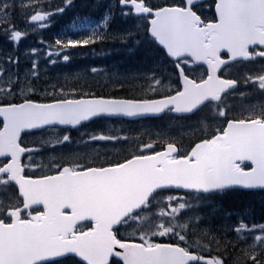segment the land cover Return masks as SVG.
Wrapping results in <instances>:
<instances>
[{"label":"snow or ice","instance_id":"obj_1","mask_svg":"<svg viewBox=\"0 0 264 264\" xmlns=\"http://www.w3.org/2000/svg\"><path fill=\"white\" fill-rule=\"evenodd\" d=\"M79 6L0 0V35L15 46L0 57V264H264L254 203L218 225L198 211L239 194L260 196L264 213V0H85L101 21L38 40L21 71L29 28ZM108 43L144 49L149 66L113 74L111 92L87 74L50 81L48 65ZM144 118L181 131L89 130Z\"/></svg>","mask_w":264,"mask_h":264},{"label":"trees","instance_id":"obj_2","mask_svg":"<svg viewBox=\"0 0 264 264\" xmlns=\"http://www.w3.org/2000/svg\"><path fill=\"white\" fill-rule=\"evenodd\" d=\"M87 10H88L87 7H82L81 11H78V10H75V12H74V10L71 11L70 14L68 15V17L61 15V17L58 18L57 21L55 20L53 25L47 29L48 33L45 34V37L51 38V35H53L54 38L56 39L58 34L63 33V32H67L69 34V36H71L73 38L78 37L79 34L82 35L83 34L82 32H80L78 30H73V28L75 29L76 24H81L84 21H87L88 19H90V17H93V15H91V14H86L88 12ZM72 12L74 14H72ZM77 12L81 16H77L76 15ZM69 16H70V18H69ZM77 17H78V19H77ZM65 18H67V19H65ZM99 18L100 17H97L96 20ZM73 21H74V23H73ZM125 26H127L126 22H122V23L117 22L115 24L116 28H123ZM66 30H68V31H66ZM82 31H84V30H82ZM72 32H73V34H72ZM50 38H49V40L52 39V38L51 39ZM123 48L124 47L119 43H114V44L108 43V44H104L102 46H100V45L95 46V51H91L90 49H87V50L86 49H73L72 52L76 53V55L73 56V58L70 60V62L66 63L65 69L63 70L61 68V66H56V68H55V71L57 72V74L59 76L57 78V83L63 84V83H69L70 82L72 84L85 85L86 84L85 80H81L79 82L75 81V75L76 74H74L73 72L76 69L79 70V68L81 66L83 68L88 67V66H92V67H97L98 69H103V71L100 72L99 76H97L94 79L88 77V81L95 82V84L97 85V88H96L97 91L111 92L112 91L111 80H112L113 74H119V75L138 74V73L144 71L146 69V67L149 66V63H150L149 60L145 56L144 49H140L138 52H135V51H132V52L128 51L127 52V50H125V48L124 49ZM84 50H85V52H87V56L83 57V56L78 55L79 53L83 54ZM109 53H110V55H108ZM101 55L103 58L101 57ZM130 65H131V67H130ZM66 75L68 77H70V81L64 80V77ZM226 198L227 197H224L214 204H211V203L207 204L208 209H209V212H207V213H211V218L220 214L225 208H232L233 206H236L237 208H243L246 204L245 202H240V201H238L239 204H235L232 201L226 202V200H227ZM210 206L216 207V210H218L216 212L217 213L216 215L212 214ZM67 264H72V261H68Z\"/></svg>","mask_w":264,"mask_h":264},{"label":"rangeland","instance_id":"obj_3","mask_svg":"<svg viewBox=\"0 0 264 264\" xmlns=\"http://www.w3.org/2000/svg\"><path fill=\"white\" fill-rule=\"evenodd\" d=\"M77 2H85V0H76V3ZM104 3H109L110 0H103ZM72 10H75V9H72ZM70 10V11H72ZM101 10V11H100ZM105 9L101 8V9H96L94 11H96L97 13H101V18H102V14L104 12ZM70 11H67L65 14H63L64 16H67L69 15V12ZM100 11V12H99ZM60 16H58L59 18ZM58 18H56V21L58 20ZM100 18V19H101ZM18 23L20 25L21 28L25 27V23L23 21V17L21 16L19 19H18ZM126 27V26H125ZM29 32L31 33L30 35L27 36V38L25 39H22L19 46H18V51L19 53L21 54V63H20V69L21 71L25 70L27 67L30 66V63L28 62H25L24 58H23V53L25 51H30L32 48L36 47V48H40L41 45L38 43V40L40 39H43L45 43H51L54 41V36L51 35L52 39L49 40V38H46L45 37V34L48 32V30H37L36 32H32V30L29 28ZM36 39V40H35ZM35 42V43H34ZM15 46L13 45L12 42H10L9 40H7L3 35H0V57H3L5 54L7 53H10L14 50ZM74 53V52H73ZM41 63V66L43 67L44 66V60H41L40 61ZM65 65L66 63H60V64H56V65H48V77L50 78V81L53 82V83H57V78L59 77L57 72L55 71V68L56 66H61V68L64 70L65 69ZM92 66H89V67H80L79 70H75L73 73L76 74L75 75V81L79 82L81 80H84V79H77V74L78 73H81V74H87L88 77L94 79L96 78L98 75H95L93 76L90 72H89V69L91 68ZM255 66L253 65H249L247 67H239L237 68V71L238 73L240 74H243L245 73L246 71H249L250 69H253ZM54 69V70H53ZM60 72V71H59ZM250 100L252 103H259L260 102V99H257L255 97H250ZM158 125H162V122H159ZM108 127H111L113 129H121V134H125L127 132H131V130H137L139 128V126H136V124H126L124 122H119V123H116L114 124V126L112 124H105L103 125L102 123L100 124V122H97L95 124H91L90 126V129L89 130H96V129H106ZM150 127H152L151 125L149 124H142L140 125V129L141 131L143 130H148ZM132 133V132H131ZM132 134H135V133H132ZM113 150V148L115 146H110ZM231 198H228L226 200V202L230 201ZM251 201H248V203L245 204V206L243 208H237L236 206H233L232 208H225L220 214L216 215L217 211L216 210V207L215 206H210L211 207V212L212 214L216 215L215 217H212L211 218V213H207V214H199L201 216H204L206 218H208L210 221H212L214 224L218 225L220 224L221 222H232V220H235L237 217L235 214L237 213H242L244 211V209L247 207V205H249L250 203H254L255 204V207H256V214H255V220L257 222H263V220H261L260 218V215L262 214V212L260 211L261 209V204H259L257 201H260V199L258 197L254 198L253 200L250 198ZM239 200H233L232 202L235 203V204H239L238 202ZM244 201V200H242ZM208 206L207 205H204V211L206 212ZM199 211V210H198ZM227 212H232L234 215L233 217L231 218V220L229 218L226 217V213ZM264 214V213H263Z\"/></svg>","mask_w":264,"mask_h":264},{"label":"bare ground","instance_id":"obj_4","mask_svg":"<svg viewBox=\"0 0 264 264\" xmlns=\"http://www.w3.org/2000/svg\"><path fill=\"white\" fill-rule=\"evenodd\" d=\"M105 11V10H104ZM74 12H75V10H74ZM78 13V12H77ZM67 14V13H66ZM72 14H74L73 12H72ZM77 15V14H76ZM61 17V16H60ZM59 17V18H60ZM97 17H100L101 18V15H99V16H97ZM58 18V17H57ZM69 18H70V16H69ZM97 19V22H100L101 21V19ZM64 19V18H63ZM65 19H67V18H65ZM77 19H78V17H77ZM75 21V20H74ZM74 21H73V23H74ZM76 23V22H75ZM122 23V22H121ZM58 30V29H57ZM62 31V30H61ZM65 31V30H64ZM66 31H68V30H66ZM48 33V32H47ZM53 34V33H52ZM72 34H73V32H72ZM51 35V34H50ZM75 37V36H74ZM47 38V37H46ZM48 38H50V37H48ZM52 38V37H51ZM50 38V39H51ZM36 40V39H35ZM35 43V42H34ZM103 49V48H102ZM124 49V48H123ZM87 50V49H86ZM100 50V49H99ZM120 50V49H119ZM85 51V50H84ZM83 51V52H84ZM90 51V50H89ZM128 52V51H127ZM89 53V52H88ZM97 53V52H96ZM100 53V52H99ZM113 53V52H112ZM111 53V54H112ZM144 53V52H143ZM99 55V54H98ZM108 55H110V53L108 54ZM104 56V55H103ZM99 57V56H98ZM101 57H102V55H101ZM108 57V56H107ZM110 57V56H109ZM103 58V57H102ZM112 58V57H111ZM144 59V58H143ZM83 60V59H82ZM80 61V60H79ZM143 61V60H142ZM77 62V61H76ZM84 64V63H83ZM82 67V66H81ZM89 67V66H88ZM130 67H131V65H130ZM75 69V68H74ZM77 70V69H76ZM131 70V69H130ZM75 71V70H74Z\"/></svg>","mask_w":264,"mask_h":264},{"label":"flooded vegetation","instance_id":"obj_5","mask_svg":"<svg viewBox=\"0 0 264 264\" xmlns=\"http://www.w3.org/2000/svg\"><path fill=\"white\" fill-rule=\"evenodd\" d=\"M53 136V134L52 133H49V134H47V135H45V139H48V138H50V137H52ZM37 147H38V145H37ZM102 147V146H101ZM72 149L74 150V144L72 145Z\"/></svg>","mask_w":264,"mask_h":264},{"label":"water","instance_id":"obj_6","mask_svg":"<svg viewBox=\"0 0 264 264\" xmlns=\"http://www.w3.org/2000/svg\"><path fill=\"white\" fill-rule=\"evenodd\" d=\"M128 120H130V119H128ZM136 120V119H135Z\"/></svg>","mask_w":264,"mask_h":264}]
</instances>
